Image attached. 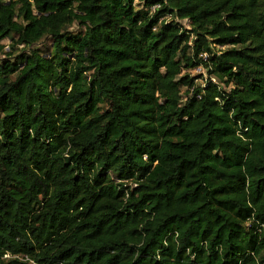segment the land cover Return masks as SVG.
<instances>
[{"label":"trees","instance_id":"1","mask_svg":"<svg viewBox=\"0 0 264 264\" xmlns=\"http://www.w3.org/2000/svg\"><path fill=\"white\" fill-rule=\"evenodd\" d=\"M0 52V264H264V0H0Z\"/></svg>","mask_w":264,"mask_h":264},{"label":"rangeland","instance_id":"2","mask_svg":"<svg viewBox=\"0 0 264 264\" xmlns=\"http://www.w3.org/2000/svg\"><path fill=\"white\" fill-rule=\"evenodd\" d=\"M186 25L187 23L185 21H183ZM78 28V25L75 23L74 25H72V27H70V30H77ZM2 43L5 45V50H8L7 48V45L10 43L8 39H4L2 40ZM51 43V38L50 37H45L44 39H42L40 42H38L34 48H38L40 50H43L45 49L46 47H48ZM18 50L14 51V53H17ZM5 56L3 53L0 52V59H3ZM11 61L15 60V57L14 58H10ZM192 74L194 75H198V74H203V78L202 79H198L197 80V83H203L204 82V79L206 77L205 73L203 72V70H198V69H194L191 71ZM108 107V104H106L105 108Z\"/></svg>","mask_w":264,"mask_h":264},{"label":"built area","instance_id":"3","mask_svg":"<svg viewBox=\"0 0 264 264\" xmlns=\"http://www.w3.org/2000/svg\"><path fill=\"white\" fill-rule=\"evenodd\" d=\"M157 6H158V5L153 6V7L151 8V10H155V8H156ZM196 69H198V70H203V72H204V69H203L201 66L197 67ZM6 256H8V255H6Z\"/></svg>","mask_w":264,"mask_h":264}]
</instances>
